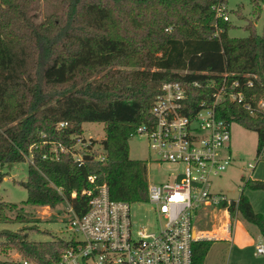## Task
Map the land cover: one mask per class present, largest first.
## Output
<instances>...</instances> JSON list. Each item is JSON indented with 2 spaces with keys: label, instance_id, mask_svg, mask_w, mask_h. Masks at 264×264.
<instances>
[{
  "label": "trees",
  "instance_id": "1",
  "mask_svg": "<svg viewBox=\"0 0 264 264\" xmlns=\"http://www.w3.org/2000/svg\"><path fill=\"white\" fill-rule=\"evenodd\" d=\"M249 1L263 10L264 0ZM36 2L0 0V164L30 157L28 176L18 181L28 190L24 204L67 201L82 214L88 207L83 191L94 186L91 175L96 184H108L113 199L146 201L147 162L130 156V139L153 122L162 84L179 82L187 102L198 107L213 101L223 72L264 76V32L249 26L248 36H230L231 20L216 17V0H61L62 10L43 21L36 19ZM245 93L254 113L229 101L221 113L258 134L257 156L264 160V112L257 108L264 77ZM84 122H103L105 136L85 146L79 163L74 153ZM97 144L104 161L97 159ZM250 187L264 190V180ZM18 207L11 221L29 222L23 206L0 195V223ZM231 209L264 235V216L243 192ZM28 231L1 230L8 240L0 244L39 264H53L72 245L56 237L31 240ZM211 244H195L194 264L204 261Z\"/></svg>",
  "mask_w": 264,
  "mask_h": 264
},
{
  "label": "built area",
  "instance_id": "2",
  "mask_svg": "<svg viewBox=\"0 0 264 264\" xmlns=\"http://www.w3.org/2000/svg\"><path fill=\"white\" fill-rule=\"evenodd\" d=\"M227 8L226 0H216V17L230 20ZM221 76L220 83L215 85L213 101H201L198 107L187 102L186 91L179 82H164L151 108L153 122L137 130L147 136L158 155L157 161L175 165L173 180L148 181L145 202L152 204L158 213L157 229L138 227L131 214L134 203L113 199L108 184H96L97 176L91 175L89 181L94 186L83 191L88 196L86 211L78 214L70 204L68 208L72 216L69 229L81 234L82 239L71 238L72 245L53 264H194L197 242L223 238L222 234L199 228V222L210 212H218L226 199L222 192L212 189V179L233 161L232 155L224 150L231 141L234 121L222 115V105L229 101L254 113L245 89L262 81L264 76L227 71ZM257 108L264 112L263 100L258 101ZM89 142L81 137L77 144L86 146ZM60 151L67 150L61 147ZM83 153H74L77 162L83 161ZM97 159L104 161V153L99 152ZM249 166L252 170L256 167L252 163ZM76 195L72 192L73 197ZM226 202L231 210L232 202ZM200 214L197 222L195 218ZM222 228L231 239L232 223ZM257 252L263 254L264 245L259 244ZM8 264L39 263L19 256Z\"/></svg>",
  "mask_w": 264,
  "mask_h": 264
},
{
  "label": "rangeland",
  "instance_id": "3",
  "mask_svg": "<svg viewBox=\"0 0 264 264\" xmlns=\"http://www.w3.org/2000/svg\"><path fill=\"white\" fill-rule=\"evenodd\" d=\"M249 0H230L228 2L227 11L230 16L229 34L233 37H246L250 30L247 28L252 26L258 34L264 32V6L262 11H256ZM61 9V0H37L35 7V16L38 21H43L52 13H58ZM105 136V124L103 122H84L82 137L86 141L100 142ZM88 143V142H87ZM258 134L250 129L245 128L237 121L231 125V141L228 148L224 150L226 154L229 152L232 155L233 161L220 175L212 179V189L222 192L226 199L221 203L222 212L226 209V201L238 200L243 192L252 202L254 207L259 210H264V190L253 189L250 187L256 180H264V160L258 159L257 156ZM55 147V145H54ZM78 153H83L84 144L78 143L75 146ZM96 151L99 153V145H96ZM61 152V151H59ZM130 156L133 159H142L147 162V177L149 182H160L173 180L175 165L172 163H160L156 160L157 153L150 147V142L144 134H135L130 139ZM30 157L26 161L13 164H0V174L4 173V177L0 182V195L8 202H13L19 206H23L29 222L17 223L12 222L16 218L19 207L14 210H7L6 214L10 221L0 223V231L18 232L22 228H27L29 238L31 240H50L53 237L70 240L71 238L82 239V235L74 233L69 229L71 214L68 211L70 207L67 201L58 203L54 207L32 206L23 202L28 197V190L18 181L26 179L28 176ZM252 163L256 165L255 169L249 166ZM250 178L249 185L245 186V182ZM131 214L134 223L138 227L146 226L150 230H156V225L159 222L158 213L154 206L148 202H137L131 206ZM202 217V214L197 215L195 220ZM246 220L240 213L233 219L234 231L242 222ZM202 226H204L202 224ZM23 232H25L23 230ZM8 239L0 237V242H5ZM214 251L216 258L212 263L206 264H226L228 246L222 241H214ZM240 251L237 247L232 249L231 260L239 256ZM22 254L15 248L6 247L0 244V260L11 262L19 258ZM247 256V254H246ZM254 262L264 264V256L258 255L257 251L250 250L247 256ZM217 262V263H216Z\"/></svg>",
  "mask_w": 264,
  "mask_h": 264
},
{
  "label": "crops",
  "instance_id": "4",
  "mask_svg": "<svg viewBox=\"0 0 264 264\" xmlns=\"http://www.w3.org/2000/svg\"><path fill=\"white\" fill-rule=\"evenodd\" d=\"M232 201H238V200H232ZM225 206L226 209L224 210V213L222 212L223 210L221 206L218 212H213V214H211L210 212L205 219L199 222V228H202L204 230H210L212 232H217L220 235L221 234L224 235L223 238L221 239L219 238V239L209 240L212 242V244L204 261L201 264H206L208 262L212 263L213 259L216 258V254L214 251V244H213L214 241H222L227 245H229L227 249L228 258L226 264H259L260 262H254L253 260H250L247 256L250 250L257 251V246L259 244L264 245V235L262 234L261 230L256 224L248 221L246 218H245L246 220H244V222H242L241 225L238 228H236L234 231L232 221L239 212H235V214H233L231 211L232 209L231 210L229 209V202H226ZM252 206L255 211L262 213L264 216V210L262 209L257 210L253 204ZM212 216L214 219L210 218ZM228 222L232 223V227H233V237L231 239L229 238V236L226 237V233L222 228L223 225ZM202 224L204 226H202ZM234 247L238 248L240 254L238 257L234 258L232 262H230L229 260L232 259L231 254H232V249ZM258 255L264 256V253L263 254L258 253Z\"/></svg>",
  "mask_w": 264,
  "mask_h": 264
}]
</instances>
